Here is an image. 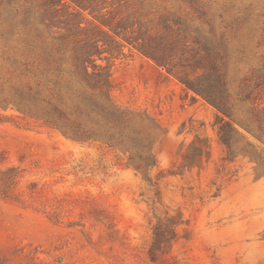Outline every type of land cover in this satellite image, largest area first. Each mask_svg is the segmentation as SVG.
Masks as SVG:
<instances>
[{"label":"rangeland","instance_id":"374dc122","mask_svg":"<svg viewBox=\"0 0 264 264\" xmlns=\"http://www.w3.org/2000/svg\"><path fill=\"white\" fill-rule=\"evenodd\" d=\"M42 1H0V91L32 81L13 58L38 57L61 31ZM94 2L160 34L178 72L201 75L226 51L233 97L246 75L263 88L264 0ZM112 72V102L82 116L90 138L0 106V264H264V165L246 138L229 153L223 114L131 44ZM248 108L238 102L236 120Z\"/></svg>","mask_w":264,"mask_h":264},{"label":"trees","instance_id":"16d2710c","mask_svg":"<svg viewBox=\"0 0 264 264\" xmlns=\"http://www.w3.org/2000/svg\"><path fill=\"white\" fill-rule=\"evenodd\" d=\"M42 5L47 17L49 14H53V18L59 16L57 20L52 18L47 22L48 28L57 25L61 31L52 35V45L43 48L38 57L13 58L20 76H30L32 81L15 84L7 93L1 88L0 106L16 107L75 139L90 138L82 116H89L93 106L103 104L101 99L112 102V59L116 51L123 54L125 46L131 44L159 65H166L170 73L223 114H218V133L229 153L234 152L235 136L238 135L246 138L250 147L244 153L259 165H264V86L254 94L253 80L246 75L240 81V91L233 97L228 86L226 51L221 53L220 62L209 58L210 69L207 72L192 77L170 66L169 58L160 52L164 47L160 34L144 37L141 28H135L138 22L130 15L119 16L117 10H104L105 6L95 4L94 0H43ZM81 9L89 10L99 23L91 27L83 25L86 17ZM163 22L165 27H171L166 18ZM32 52L37 53L35 50ZM98 59L108 62L102 64ZM238 102L249 103V108L236 120L235 106ZM235 121L260 143L247 138L234 124Z\"/></svg>","mask_w":264,"mask_h":264}]
</instances>
